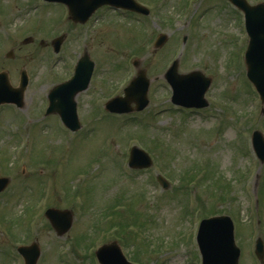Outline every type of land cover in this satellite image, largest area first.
<instances>
[{"label": "rangeland", "instance_id": "rangeland-1", "mask_svg": "<svg viewBox=\"0 0 264 264\" xmlns=\"http://www.w3.org/2000/svg\"><path fill=\"white\" fill-rule=\"evenodd\" d=\"M35 1L0 0V69L8 72L12 85L22 67L31 75L23 109L6 106L0 112V176L10 179L0 193V259L19 264L9 253L16 243L35 240L41 247L38 264H97L90 247L115 240L140 264H199L197 222L224 213L234 220L239 264H260L253 246L258 236L264 243V162H252L242 149L252 130L264 133V104L246 78L245 39L228 0H192L183 12V1H155L149 8V36L140 20L101 9L86 37L85 27L74 31L78 35L66 34L65 10L57 5L43 6L52 14L33 21ZM182 13L187 15L183 20ZM60 31L66 37L54 54L49 41ZM159 33L168 38L154 49ZM30 34L31 42L23 43ZM183 35L186 42L175 49ZM83 48L94 60L96 74L77 96L84 118L82 132L73 135L57 116L45 117L41 106L48 89L71 74ZM184 48L177 71L199 69L212 80L205 93L208 106L189 115L172 107L163 78L173 49L175 58ZM10 50L12 58L5 56ZM135 59L149 80L148 104L135 120L122 123L125 117L106 112L103 104L121 92L117 84L123 87L133 77ZM135 138L153 165L132 172L126 157ZM157 173L169 182L164 193L154 182ZM45 188V198L51 193L46 204L40 199ZM48 205L74 213L71 227L60 237L43 215Z\"/></svg>", "mask_w": 264, "mask_h": 264}, {"label": "water", "instance_id": "water-1", "mask_svg": "<svg viewBox=\"0 0 264 264\" xmlns=\"http://www.w3.org/2000/svg\"><path fill=\"white\" fill-rule=\"evenodd\" d=\"M65 3L73 20L83 22L88 15L99 5L110 4L123 6L136 11L146 12L141 6L131 2L132 0H57ZM131 2V3H127ZM245 14L246 31L249 36L247 50L245 52V63L248 79L255 86L261 101L264 102V2L250 6L244 0H233ZM64 35L52 40L54 51L59 49ZM29 38L25 39L27 42ZM165 40L160 35L156 46ZM11 56V52L8 53ZM138 65V61L134 62ZM93 62L89 60L88 54L78 59L73 76L58 85H55L48 93L49 107L47 112H57L66 126L75 130L79 127L75 114V94L86 88L92 71ZM176 63L172 64L166 72L167 81L173 88V102L183 106L203 107L207 102L203 94L207 89L210 79L202 73L193 71L187 74H178ZM148 79L143 69H138L136 76L124 89V97L110 99L106 103L109 111L124 112L140 110L147 104ZM27 84L25 71L20 72V81L17 87L9 84L7 73L0 72V103L11 102L20 106L23 91ZM134 102L135 107L130 104ZM253 148L260 158L264 159V139L255 131L252 134ZM130 166L146 167L150 160L145 153L137 148L130 152ZM8 183V178H0V190ZM164 187L167 184L162 182ZM45 216L58 235L64 233L70 226L71 213L68 210L49 208ZM196 241L201 253V264H238L239 249L233 239V224L229 216L219 215L202 219L199 222ZM24 257L25 264H35L39 250L36 243L18 248ZM255 254L259 259L263 256V245L260 239L256 240ZM96 256L101 264H131L127 262L115 242L102 245L96 250Z\"/></svg>", "mask_w": 264, "mask_h": 264}]
</instances>
